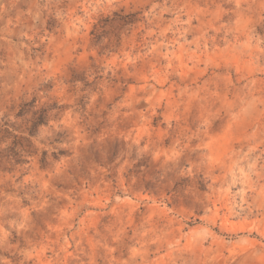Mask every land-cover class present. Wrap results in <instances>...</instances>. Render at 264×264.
Here are the masks:
<instances>
[{"label": "rangeland", "instance_id": "1", "mask_svg": "<svg viewBox=\"0 0 264 264\" xmlns=\"http://www.w3.org/2000/svg\"><path fill=\"white\" fill-rule=\"evenodd\" d=\"M33 99L0 264H264V0H0V123Z\"/></svg>", "mask_w": 264, "mask_h": 264}, {"label": "trees", "instance_id": "2", "mask_svg": "<svg viewBox=\"0 0 264 264\" xmlns=\"http://www.w3.org/2000/svg\"><path fill=\"white\" fill-rule=\"evenodd\" d=\"M136 13H130L128 15H125L124 17L118 13H115V16L110 17H102L100 19V23L98 28H96V37L97 39H100L101 36H103L98 30L100 28H104L106 24H108L111 20H116V18H123L126 23H134L136 21ZM37 99H33L31 101H23L20 104V109L16 113V117L22 119L20 123L11 122V121H5L3 123H0V133L2 134H12L14 137V141L12 142V145L9 146V155H13L15 158V164L22 165L24 163H27L28 160L25 157V152L27 154L33 153V151L30 149L32 148L33 142L31 141V137H36L40 131V127L44 125H48L51 117V112H53L56 109H60L61 106L58 105V103L53 104H47L43 106L37 105ZM18 131L19 133L16 134L15 132ZM23 134H27L28 136H25ZM68 141V134L66 131L58 132L56 134V137L54 141L51 142H67ZM65 149H59L58 151H54V158H58L61 155L66 154ZM49 158L48 152H43V158L42 162L43 165L47 163V159ZM4 159V158H3ZM2 159V160H3ZM11 162V160L7 159ZM7 161V162H8ZM3 162V161H2ZM13 170V169H12ZM202 189L204 188V184H202Z\"/></svg>", "mask_w": 264, "mask_h": 264}]
</instances>
